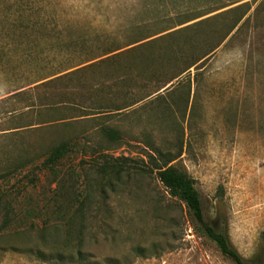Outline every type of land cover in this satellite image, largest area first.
<instances>
[{"label":"rangeland","instance_id":"1","mask_svg":"<svg viewBox=\"0 0 264 264\" xmlns=\"http://www.w3.org/2000/svg\"><path fill=\"white\" fill-rule=\"evenodd\" d=\"M205 2L0 0V264H234L158 181L173 157L238 254L264 248V0L201 59L235 18L192 27ZM105 160L147 174L102 181Z\"/></svg>","mask_w":264,"mask_h":264},{"label":"trees","instance_id":"2","mask_svg":"<svg viewBox=\"0 0 264 264\" xmlns=\"http://www.w3.org/2000/svg\"><path fill=\"white\" fill-rule=\"evenodd\" d=\"M243 1L245 0H207V2H205V5L200 9V11L195 14L198 15L201 13V15L186 21H193L209 14H213L215 12L223 10L212 16L198 20L192 24V27H199L206 25L210 21H215L218 19H228V17L235 15V18H233L231 22L229 21L226 30L219 38L217 43L213 45L210 50L202 56L201 59L213 53L215 49H217L220 44L223 43L232 34V32L238 27V25L243 19L244 24L248 23L249 18L246 17V15L249 13L251 5L248 2ZM193 65H195V63L191 66ZM53 76L54 75H51L50 77L35 81L34 83H32L33 87L29 88L28 91L46 89L47 87L52 86L55 82H57V80L62 77L58 76L51 78ZM20 89H17V91ZM28 91H19L16 93V96H25L28 95V93L30 95V92ZM120 110L121 109L118 108L113 109V111L116 112ZM107 133L110 137H113V131L107 130ZM70 149L71 148L69 143L62 142L52 147L49 151V154L41 162V166L44 169L50 171L53 175L54 181L56 183L54 189L57 194L60 190L61 181L60 179H58L59 175L56 170V165L61 159L65 157V155L70 151ZM176 158L177 157L167 159L163 161L162 164L156 165L154 168L156 171V177L158 181L162 184V186L165 188L167 195L171 199L182 203L186 207L187 212L190 215L196 228L215 244V246L222 255L230 259L234 264H263V247L259 248L250 260H245L231 246L226 231V220L223 218V216L218 214L212 224L206 221L203 213L201 198L199 192L195 188L194 180L189 177L185 172L180 171L173 165H169ZM152 159L154 158L152 157ZM97 174L100 175L102 181L106 180L109 183H113L121 181L123 179L132 180L133 178L146 175L147 172L142 168L124 166L121 163H114L105 160L104 164L98 169ZM6 176L7 175L5 174L0 175V179H5ZM9 195L10 194L0 186V216H2V220L0 223V231H3L8 228L10 222L12 221V216L15 215L13 205L9 201H7V197ZM82 197L85 198V195L83 194ZM37 255L38 258L40 257L42 259L43 255L45 254H43L42 252H38Z\"/></svg>","mask_w":264,"mask_h":264}]
</instances>
